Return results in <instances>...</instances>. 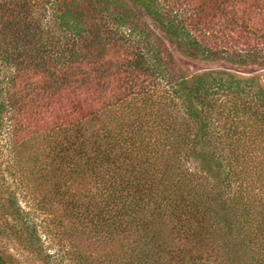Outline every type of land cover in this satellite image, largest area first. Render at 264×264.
Wrapping results in <instances>:
<instances>
[{
    "label": "trees",
    "instance_id": "16d2710c",
    "mask_svg": "<svg viewBox=\"0 0 264 264\" xmlns=\"http://www.w3.org/2000/svg\"><path fill=\"white\" fill-rule=\"evenodd\" d=\"M179 55L264 65V0H0V264H264V84Z\"/></svg>",
    "mask_w": 264,
    "mask_h": 264
},
{
    "label": "rangeland",
    "instance_id": "374dc122",
    "mask_svg": "<svg viewBox=\"0 0 264 264\" xmlns=\"http://www.w3.org/2000/svg\"><path fill=\"white\" fill-rule=\"evenodd\" d=\"M181 64L185 65L191 72H202L204 70L219 69L233 73L241 78L256 77L264 84V65H238L229 62H207L196 59H191L182 55L177 59ZM1 80V79H0ZM0 238L3 241L4 249L7 253V130L2 134L0 132ZM45 245L47 241L44 240ZM11 253L16 256L17 261L21 264H46L41 257L32 254L24 246L14 243L11 245ZM56 248L51 245L48 251L54 253L51 256V264H74L71 260L61 257L56 252ZM56 252V253H55ZM65 254V253H63Z\"/></svg>",
    "mask_w": 264,
    "mask_h": 264
}]
</instances>
